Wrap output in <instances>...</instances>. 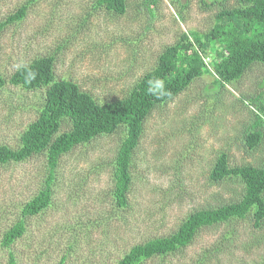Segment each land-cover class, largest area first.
Segmentation results:
<instances>
[{"label":"rangeland","instance_id":"obj_1","mask_svg":"<svg viewBox=\"0 0 264 264\" xmlns=\"http://www.w3.org/2000/svg\"><path fill=\"white\" fill-rule=\"evenodd\" d=\"M237 0H126L122 14L96 0H0V22L26 7L20 21L0 32V144L15 148L39 114L45 88L25 89L8 78L33 59L52 56L55 79L72 80L100 103L124 97L182 31L208 32L220 8ZM207 61V58L205 59ZM208 74L146 117L132 153L128 207L112 203V159L124 126L95 136L61 156L51 204L25 219L26 232L11 246L18 264H113L136 243L175 231L187 214L236 201L239 178H209L224 152L229 166H261L262 141L245 143L254 121L252 98L263 90L264 64L254 63L216 93ZM60 127L69 130L68 120ZM43 156L0 165V264L7 262L2 234L42 186ZM253 209L243 219L198 230L186 246L140 264H264V219ZM209 250V252L207 251ZM64 257V258H63Z\"/></svg>","mask_w":264,"mask_h":264},{"label":"trees","instance_id":"obj_2","mask_svg":"<svg viewBox=\"0 0 264 264\" xmlns=\"http://www.w3.org/2000/svg\"><path fill=\"white\" fill-rule=\"evenodd\" d=\"M155 2L145 0L151 16ZM237 2L235 7L220 8L208 32L182 31L122 98L100 103L89 93L80 91L72 80L55 79L52 56L33 59L8 78L10 84L28 90L44 87L45 97L38 116L22 132L18 146L12 148L0 144V165L41 155L46 174L42 186L23 204L21 217L2 234L1 246L7 249L8 255L6 264H18L11 246L26 232L25 219L38 215L51 204L62 155L99 134L111 133L118 126H124L125 137L112 159L111 194L113 207L127 208V194L132 184L129 170L132 153L149 113L176 97L202 75L212 77L216 93L225 84L239 80L254 63L264 64V0ZM96 4L115 14H122L126 8V0H96ZM25 14L26 7H20L0 22V32L6 24L22 20ZM4 83L0 73V90ZM249 101L253 106L254 121L245 131L244 138L248 146L254 147L263 137L264 80L262 92ZM64 119L70 122L69 130L60 127ZM227 177L240 179L242 193L238 200L187 214L174 232L132 245L113 264H140L152 257H163L190 243L201 228L243 219L253 209L258 225L264 219V162L261 166H229L226 154L221 152L209 178L219 181ZM205 258L206 254L202 253L195 264L205 263Z\"/></svg>","mask_w":264,"mask_h":264},{"label":"clouds","instance_id":"obj_3","mask_svg":"<svg viewBox=\"0 0 264 264\" xmlns=\"http://www.w3.org/2000/svg\"><path fill=\"white\" fill-rule=\"evenodd\" d=\"M151 91V90H150ZM154 94V93H153Z\"/></svg>","mask_w":264,"mask_h":264}]
</instances>
